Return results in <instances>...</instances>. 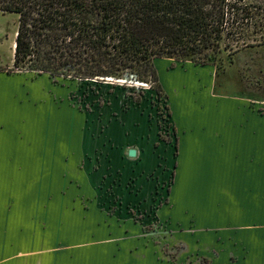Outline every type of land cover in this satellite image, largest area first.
I'll return each instance as SVG.
<instances>
[{"label": "crops", "instance_id": "crops-1", "mask_svg": "<svg viewBox=\"0 0 264 264\" xmlns=\"http://www.w3.org/2000/svg\"><path fill=\"white\" fill-rule=\"evenodd\" d=\"M256 48L238 50L229 64L238 57L244 62L243 92L207 91L204 117L194 125L187 121L182 135L162 85L178 145L188 138L192 144L194 137L205 147L197 162L177 163L179 191L176 171L169 190L163 189L172 157L146 143L150 130L136 124L142 114L137 106L131 123L124 110L101 119L46 72L0 69V264H169L157 262L159 237L146 230L155 218L161 221L163 244L180 247L177 264L195 257L209 264H264V82L255 78L264 66L255 73L256 61H248L256 54L261 61ZM192 64L212 66L218 76L215 64ZM53 85L65 86L66 94ZM65 116L79 123L80 145L69 143L61 153L60 135L66 132L61 124L54 127L53 119L61 122ZM196 124L201 134L195 133ZM66 131L73 139L70 125ZM131 148L135 156L129 155ZM61 168L64 180L54 176ZM165 193L168 198L154 208L156 195Z\"/></svg>", "mask_w": 264, "mask_h": 264}, {"label": "trees", "instance_id": "trees-1", "mask_svg": "<svg viewBox=\"0 0 264 264\" xmlns=\"http://www.w3.org/2000/svg\"><path fill=\"white\" fill-rule=\"evenodd\" d=\"M0 12L19 16L15 67L74 80L150 81L159 97L156 58L214 63L225 50L264 43V0H0Z\"/></svg>", "mask_w": 264, "mask_h": 264}, {"label": "rangeland", "instance_id": "rangeland-1", "mask_svg": "<svg viewBox=\"0 0 264 264\" xmlns=\"http://www.w3.org/2000/svg\"><path fill=\"white\" fill-rule=\"evenodd\" d=\"M18 22H19V16L16 13L7 12L3 13L0 12V69L5 70L9 73H19V72H27L31 74H38L36 72L32 73L29 71H26L28 68V65L21 66L19 68L15 67L14 64V47H15V38H16V31L18 29ZM258 51V49L261 51V61L259 60V56L256 54L254 59H251L252 57L248 58L249 60H255L256 64L254 67L255 73L256 68L259 65L262 64V60L264 61V43L262 44H255L254 46H246L244 48H251ZM241 48V49H244ZM240 50V49H239ZM237 52V51H236ZM232 53L231 55H228V50L221 52L217 57H215L214 63L206 62V63H199V64H215L218 66V76L214 78L213 73V67L212 66H194L192 63L193 61L187 59V60H180L176 58H168V57H162L155 61V67L158 73V76L160 78V81L162 85L168 90L167 93L170 95V100L172 103V110H173V116L177 124L178 128V136L179 134L182 135V132L184 129H189V126L187 121H190V125H194L197 121H200L198 118L203 116L202 113L206 111L208 107L201 105V101L210 102V98L207 95V91L210 90L213 91L215 89L216 93L222 94L220 92L225 93H239L243 92V88L240 86V73H241V64L240 58H235L233 64H230V61H232V57L236 53ZM246 61V60H245ZM250 62V61H249ZM175 69H170L171 67L178 65ZM196 64V63H194ZM229 65V66H228ZM170 67V68H168ZM226 68L225 72H223V69ZM26 73V75H28ZM49 74V73H48ZM253 74V73H252ZM264 74V72H263ZM261 74L260 77L255 76L256 80L258 82H264V75ZM63 74H57L53 77L55 80L61 85L64 83V85H67L71 89V96L72 98L75 97L76 101L81 104V106L85 107L89 110V112L97 116L98 118L105 119L106 116H116L118 115L117 110H124L127 111V114L129 116H124L127 123H131L134 120V116L132 117L133 113L135 111V106L139 108L141 111V115L137 113L139 117V121H136V124H138L141 127H145L149 129V139L146 141V143L154 142L156 147L159 148L162 152L163 149H166L167 154H170L171 159V165H170V180L166 181L167 188L169 190L170 186L173 183L174 177L176 176V190L179 191V170L177 173V170H175L177 163L179 161H184L188 165L191 163V159L194 162H197L198 159H200V155L203 153V150L205 147H201V142L194 141L192 144H189V138L187 139V142H181V145H178V137L175 136V127L171 121L170 116V109L168 105V99L165 97V95L162 94V96H158V91L152 82H132L130 79H127V77H122L119 79L109 78L105 81H84V80H74L69 79L68 77H63ZM21 78H25V76H20ZM52 78V79H53ZM216 80V83H215ZM128 81V82H126ZM254 81V79H253ZM24 82V81H23ZM126 82V83H125ZM26 82H24L25 84ZM137 83V84H136ZM39 84V83H38ZM27 86L34 89L32 84H28ZM264 88V84H262ZM135 89H134V88ZM53 90L59 91L60 94L65 93L66 94V88L61 87L56 90V87L52 86ZM135 90V92H134ZM143 91V96L141 98L140 103H137L134 101L133 97H136L140 94V92ZM126 92L127 97H124V93ZM263 92V91H262ZM260 95H263L262 93ZM82 93V94H81ZM246 94V93H245ZM168 95V96H169ZM13 96V95H12ZM133 96V97H131ZM167 96V95H166ZM66 98L69 97V95H65ZM89 97V98H87ZM29 103H33L35 101V94L30 96ZM14 100H18V97H13ZM133 99V100H132ZM134 108V109H133ZM137 108V109H138ZM56 118V116H54ZM142 117V118H141ZM204 117V116H203ZM48 115L43 116V119H47V123H45L46 127L48 124ZM53 119V125L54 127H57V125L61 124V128L63 131L66 132L64 135L63 132L60 135V141L59 144L61 145V153L64 146L68 145L69 143H72V146L77 149L78 145H80V142H78V138L80 135V126L77 121L73 123V121L69 120L68 116L63 117L61 122H58L57 119ZM141 118V119H140ZM129 119H132L129 120ZM206 125H209V121H205ZM70 125L71 131H73L74 137L73 139L70 138L66 131V127ZM44 126V125H43ZM103 124V129H104ZM136 126V125H135ZM154 131V138L151 140L152 132ZM201 134L199 132V125H195V133ZM206 135L209 137L210 133L209 130L206 133ZM184 136V135H183ZM184 138V137H183ZM62 139H65L66 141L64 144L62 142ZM177 142V144H176ZM169 149V151H168ZM179 153V155H178ZM178 157V158H177ZM176 171V174H175ZM63 173V169H60V173L55 172L54 176L58 177L60 179H65V177H61V174ZM49 175V172H48ZM186 177H182V180H184V183ZM109 187V186H108ZM112 188L109 187V189ZM111 190V189H110ZM192 187L189 192V184H187V192L189 194H194L192 191ZM185 193V190L183 191V194ZM161 196V195H159ZM156 195L155 203L153 204L154 207H156L159 203L164 202L168 198V194L165 193L161 197ZM190 199V198H187ZM193 200V199H190ZM177 213L179 212V208L176 207ZM180 211L183 213V210L180 209ZM145 216V214L143 215ZM155 217V215H154ZM155 221L151 222L150 224L146 225V230L148 232V235L151 237H159L157 238V241L159 245L161 246V250H159L160 254L157 255V262L162 260L169 261V264H177V255L179 253V245L176 247H171L169 244H163L162 235L160 230L161 228V221L158 219H154ZM205 224V223H201ZM173 226V225H172ZM189 262L186 264H209L206 258L204 257H195L193 259L188 260ZM164 264V263H163ZM167 264V263H166Z\"/></svg>", "mask_w": 264, "mask_h": 264}, {"label": "water", "instance_id": "water-1", "mask_svg": "<svg viewBox=\"0 0 264 264\" xmlns=\"http://www.w3.org/2000/svg\"><path fill=\"white\" fill-rule=\"evenodd\" d=\"M136 153H137V151H136L135 148H131V149L129 150V155H130V156H135Z\"/></svg>", "mask_w": 264, "mask_h": 264}]
</instances>
